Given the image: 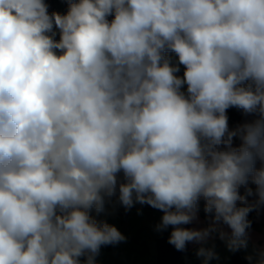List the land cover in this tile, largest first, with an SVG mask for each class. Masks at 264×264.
Returning a JSON list of instances; mask_svg holds the SVG:
<instances>
[{"label": "clouds", "instance_id": "9594fccd", "mask_svg": "<svg viewBox=\"0 0 264 264\" xmlns=\"http://www.w3.org/2000/svg\"><path fill=\"white\" fill-rule=\"evenodd\" d=\"M64 2L0 0V264H97L127 239L97 219L106 205L159 210L156 231L201 245L203 264L215 237L247 249L264 208V0ZM232 108L252 118L230 127ZM201 201L206 226L188 227Z\"/></svg>", "mask_w": 264, "mask_h": 264}, {"label": "rangeland", "instance_id": "374dc122", "mask_svg": "<svg viewBox=\"0 0 264 264\" xmlns=\"http://www.w3.org/2000/svg\"><path fill=\"white\" fill-rule=\"evenodd\" d=\"M93 215L96 214L93 212ZM161 216L162 213L159 210L146 208L140 204H135L127 211L123 206L121 211L106 206V212L100 214L97 219L116 226L127 239L117 245H110L109 248L102 247L96 257L97 264H155L156 240L163 234L169 237L171 231V229L163 232L156 231V225L160 222ZM194 251V248L189 250L190 256ZM226 260L221 254L217 263L231 264Z\"/></svg>", "mask_w": 264, "mask_h": 264}, {"label": "trees", "instance_id": "16d2710c", "mask_svg": "<svg viewBox=\"0 0 264 264\" xmlns=\"http://www.w3.org/2000/svg\"><path fill=\"white\" fill-rule=\"evenodd\" d=\"M46 2L49 3L50 5V8H49L50 12L58 11L60 13H65L67 11V4L64 2V0H46ZM229 110L234 116L242 113L241 110H238L235 108H232ZM229 125L230 127H234L236 125V121L232 119ZM109 206H111L114 209H120L122 207L119 205H116L115 207H113V205H109ZM200 207H201V210H200L199 216L202 220L206 221L205 214L203 212V201H201ZM256 216H257L256 211L249 214L248 218L252 221V227L255 224ZM167 240H168V237L165 234H163V236H161L160 238L156 240L155 264H190L191 259H192V264H203L204 258L197 256V251L199 247L201 246L196 247L194 253L190 256L188 246L185 251L181 252V251L176 250L174 246L168 244ZM229 260L231 264H249V261L240 251L235 252V253L232 252L229 257ZM209 264H214V258L209 261Z\"/></svg>", "mask_w": 264, "mask_h": 264}, {"label": "crops", "instance_id": "0c3cea01", "mask_svg": "<svg viewBox=\"0 0 264 264\" xmlns=\"http://www.w3.org/2000/svg\"><path fill=\"white\" fill-rule=\"evenodd\" d=\"M228 116H229V123L230 121L233 119L236 121V125L245 122L246 120H250L252 117L250 116H246L245 114H243V112L239 115L234 116L230 110H228ZM235 125V126H236ZM237 144L239 143V141L236 142ZM259 166V164L257 165ZM254 187V186H253ZM109 206V205H106ZM146 208L147 205H143ZM110 208H112L110 206ZM114 209V208H113ZM115 210H122V207L120 209H115ZM200 218V216H199ZM206 226V221L202 220L200 218V223L197 224H193V225H189L188 227H204ZM227 230V229H226ZM214 245V248H213ZM201 246L199 244H189V250L191 249H195L196 247ZM204 247L207 248H213V250L215 251L217 257H219V255L223 254V257L225 259H227L226 261H230L229 257L231 255L232 252H230L227 247L225 246V243L223 241H221L218 237H215L213 239H210L205 245H203ZM108 248L111 247L110 245L107 246ZM264 249V208H261V210L259 212H257V216L255 219V224L254 226L249 230V244H248V248L247 249H241L240 252L247 257L248 255H254L256 250H261ZM217 259L218 258H214V264H218L217 263ZM226 264V262H225Z\"/></svg>", "mask_w": 264, "mask_h": 264}, {"label": "water", "instance_id": "95a60500", "mask_svg": "<svg viewBox=\"0 0 264 264\" xmlns=\"http://www.w3.org/2000/svg\"><path fill=\"white\" fill-rule=\"evenodd\" d=\"M249 199L251 200V199H254V198H249ZM147 207L151 208V207H150V206H148V205H147Z\"/></svg>", "mask_w": 264, "mask_h": 264}, {"label": "built area", "instance_id": "2783aa9c", "mask_svg": "<svg viewBox=\"0 0 264 264\" xmlns=\"http://www.w3.org/2000/svg\"><path fill=\"white\" fill-rule=\"evenodd\" d=\"M103 248L107 247V246H102Z\"/></svg>", "mask_w": 264, "mask_h": 264}]
</instances>
